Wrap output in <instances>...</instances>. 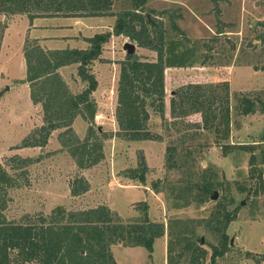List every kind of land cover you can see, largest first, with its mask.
Listing matches in <instances>:
<instances>
[{"label": "rangeland", "instance_id": "obj_1", "mask_svg": "<svg viewBox=\"0 0 264 264\" xmlns=\"http://www.w3.org/2000/svg\"><path fill=\"white\" fill-rule=\"evenodd\" d=\"M131 7V0H116L114 10ZM147 7L152 10L146 12L150 18L163 22L173 38L166 47V59L173 66L166 69L165 115L149 107L147 123L148 129L162 135L163 140L132 141L119 135L116 108L121 62L127 58L124 45L135 43L133 56L141 60H157L158 56L126 35H112L91 67L99 81L93 95L98 108L93 126L100 131L98 134L106 136L104 157L89 168H80L64 146L60 135L65 128L54 130L45 146H24L35 136L41 138L45 125L42 103H31L23 56L26 43L41 45L26 37V14L0 12V163L18 184L8 188L2 214L7 220L29 223L49 217L60 206L72 212L106 204L128 222L143 215L139 204L146 201L150 219L164 222L166 233L158 237L151 256L143 247L114 248L119 264H164L172 238L170 224L174 238L182 230V235L206 250L207 256L200 263L213 264L215 248L221 250L224 244L222 235L214 233L207 221L222 200L227 211L232 215L236 212V218L226 231V250L215 256V264H264V185L260 178L264 175V0H149ZM178 14L181 17L176 22L183 34L171 29L172 16ZM116 18L107 17L112 30L104 32L113 31ZM74 64L66 66L62 73L60 67L58 72L70 91L77 94L87 83L84 81V85L79 75V64ZM224 81L229 82L227 89L221 83ZM219 83L220 87H210ZM192 84L206 85L202 93L207 98L214 92L221 93L215 106L219 118L220 110L230 107L228 134L223 129L216 131L215 125L202 127L201 112L172 116L171 98ZM244 98L253 100L254 111H241ZM175 119L177 125L169 128ZM91 125L82 115L73 122L80 138L86 136ZM171 144L178 146V169L167 167V147ZM24 158L34 162L22 166L20 160ZM142 159L147 163L145 182L128 176L130 169L141 166ZM208 166L221 185L214 188L206 202L174 210L176 204L184 202V198H176L179 188L186 185L180 180L194 182ZM82 177L88 181L89 190L72 194L74 181ZM215 190L219 197L212 199ZM119 243L126 245L122 241L114 244ZM181 262L187 264L185 258Z\"/></svg>", "mask_w": 264, "mask_h": 264}, {"label": "trees", "instance_id": "obj_2", "mask_svg": "<svg viewBox=\"0 0 264 264\" xmlns=\"http://www.w3.org/2000/svg\"><path fill=\"white\" fill-rule=\"evenodd\" d=\"M115 2L116 0H0V12L27 14L32 19L56 15L117 16L113 31L97 33L89 38L90 47L87 49L45 51L39 45L26 43L24 50L27 81L30 82L33 102L42 103L45 125L41 128L43 136L27 140L24 146H45L54 130L65 128L60 135L61 140L80 168H89L101 161L104 157L103 139L106 135L98 134L97 131H100L93 126L98 108L92 93L97 89L99 82L91 67L94 61L100 58L103 43L112 35L121 34L136 40L142 47L156 51L158 57L157 60H141L135 55L121 62L116 108L119 135L132 141L163 140L162 135L148 129L147 123L150 116L149 107L162 117L165 115L166 69L173 66L169 65L171 63L166 59V47L168 41L173 38L163 22L148 17L146 12H152L147 7L149 0H131V8L119 11L114 10ZM172 17L171 29L183 34L176 22V18L181 15ZM74 63L79 64V75L87 83V87L77 94L70 91L58 72L60 67ZM221 83L228 88L229 82ZM221 83L212 84L210 87H220ZM206 87L202 84H192L188 85L187 89L176 92L171 98L172 116L178 118L201 112L202 127L210 128L215 125L216 131L223 129L225 134H228L230 107L226 106L220 110L222 112L219 118L215 103L220 101L221 93L214 92L207 98L206 94L202 93ZM225 100H229L228 95ZM239 107L245 114L255 109L251 98H244V104ZM262 107L264 110V104ZM78 115H82L92 124L84 138H80L73 128V122ZM176 121L175 119L171 122L169 128L176 126ZM177 147L175 144L167 147L168 168L178 169L181 166L176 158ZM240 148L247 150L246 146ZM226 149L224 153H228ZM31 162L34 160L30 158L20 160L22 166ZM140 165L130 169L128 176L145 182V159L141 160ZM215 178L216 173L208 166L194 182L189 179L180 180L186 185L179 188L176 198H184V202L176 204V208L189 206L193 202H206L214 188L221 185ZM260 178L264 185V175ZM15 186H18L16 178L0 163V264H117L111 251L114 243L122 241L130 246H143L151 256L155 239L166 233L164 222H154L150 219L149 204L146 201L139 204L142 206L143 215L128 222L107 205L72 212H67L60 206L54 209L49 217L42 216L39 222L7 220L2 214L7 206L5 196L8 188ZM89 188L86 179L78 178L72 185V194L81 195ZM221 201L218 203L219 208L211 214V220L207 221L214 233L222 235L224 244L221 250L215 248L212 255L213 264L215 256L225 252L228 241L226 231L236 218V212L232 215ZM169 228L172 237L168 244L169 264H181L184 258L187 264H198L206 258V250L192 238L182 235V230L181 234L177 232V237L174 238L173 225L170 224ZM12 252H16V256H12Z\"/></svg>", "mask_w": 264, "mask_h": 264}, {"label": "crops", "instance_id": "obj_3", "mask_svg": "<svg viewBox=\"0 0 264 264\" xmlns=\"http://www.w3.org/2000/svg\"><path fill=\"white\" fill-rule=\"evenodd\" d=\"M26 16L28 18V27L26 29V37L32 41L34 40V41L40 42L39 44L41 45V47H43V49L46 48L47 50L66 49V48L87 49L90 46L89 38L93 37L97 33H102L107 30H112L111 22L109 25L108 20H107V17L110 15H103V16H60V15H56V16H40V17H35L33 19L30 18L27 14ZM95 20L97 22H95ZM104 28H107V29L104 30ZM23 56L25 57V50H24ZM72 65H75V64H72ZM66 66H70V65H66ZM66 66H62L59 69V71L61 72L62 69H64ZM84 85H86V83ZM98 87H99V84H98ZM29 89L30 90L28 91L30 92V95H31V86ZM97 89L96 91H94V93H92V97H94L93 95L96 94ZM32 101L33 100H31V103ZM150 206H151L150 207V213H151L152 205L150 204ZM174 210H178V209L176 208ZM157 240H159V238L155 239L154 251H155V245H156ZM118 246L128 247V245L119 243V244H113L111 246V251H112V254L117 264H119V262L114 253V248ZM133 247H143V246H133ZM166 249H167V246L165 248V251ZM154 251L152 255H154ZM168 256L169 255L165 256V259L163 261L164 264H169Z\"/></svg>", "mask_w": 264, "mask_h": 264}, {"label": "water", "instance_id": "obj_4", "mask_svg": "<svg viewBox=\"0 0 264 264\" xmlns=\"http://www.w3.org/2000/svg\"><path fill=\"white\" fill-rule=\"evenodd\" d=\"M148 17L150 18V14L148 15ZM124 48L127 51V57H131L136 53V48L137 45L135 43L132 42H126L124 45ZM219 197V191L215 190L214 193L211 195L212 199H217ZM244 203V202H243ZM201 242H204V239L202 238Z\"/></svg>", "mask_w": 264, "mask_h": 264}, {"label": "built area", "instance_id": "obj_5", "mask_svg": "<svg viewBox=\"0 0 264 264\" xmlns=\"http://www.w3.org/2000/svg\"><path fill=\"white\" fill-rule=\"evenodd\" d=\"M200 264H203V263H200Z\"/></svg>", "mask_w": 264, "mask_h": 264}]
</instances>
